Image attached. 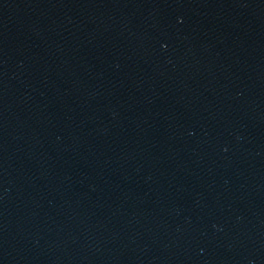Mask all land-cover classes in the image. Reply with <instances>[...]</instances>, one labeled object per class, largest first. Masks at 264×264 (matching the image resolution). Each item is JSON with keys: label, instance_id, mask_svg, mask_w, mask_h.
Returning a JSON list of instances; mask_svg holds the SVG:
<instances>
[{"label": "water", "instance_id": "1", "mask_svg": "<svg viewBox=\"0 0 264 264\" xmlns=\"http://www.w3.org/2000/svg\"><path fill=\"white\" fill-rule=\"evenodd\" d=\"M0 264H264V0H0Z\"/></svg>", "mask_w": 264, "mask_h": 264}]
</instances>
